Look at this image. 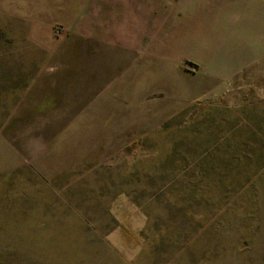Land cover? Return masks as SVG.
Returning a JSON list of instances; mask_svg holds the SVG:
<instances>
[{
    "label": "rangeland",
    "instance_id": "obj_1",
    "mask_svg": "<svg viewBox=\"0 0 264 264\" xmlns=\"http://www.w3.org/2000/svg\"><path fill=\"white\" fill-rule=\"evenodd\" d=\"M0 264H264V0H0Z\"/></svg>",
    "mask_w": 264,
    "mask_h": 264
},
{
    "label": "crops",
    "instance_id": "obj_2",
    "mask_svg": "<svg viewBox=\"0 0 264 264\" xmlns=\"http://www.w3.org/2000/svg\"><path fill=\"white\" fill-rule=\"evenodd\" d=\"M217 66V65H216ZM216 66H214V68L211 70L212 72H214L215 70H217V72H224V73H226L221 67H219V66H217V69H216ZM229 66V65H228ZM219 68H221V69H219ZM228 68H231V66H229ZM232 68H235V65H232ZM229 72H231V71H228L227 73H229Z\"/></svg>",
    "mask_w": 264,
    "mask_h": 264
}]
</instances>
